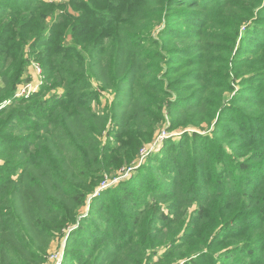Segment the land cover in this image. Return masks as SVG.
Returning <instances> with one entry per match:
<instances>
[{
    "label": "trees",
    "instance_id": "trees-1",
    "mask_svg": "<svg viewBox=\"0 0 264 264\" xmlns=\"http://www.w3.org/2000/svg\"><path fill=\"white\" fill-rule=\"evenodd\" d=\"M260 158L264 0H0V264H264Z\"/></svg>",
    "mask_w": 264,
    "mask_h": 264
},
{
    "label": "rangeland",
    "instance_id": "rangeland-1",
    "mask_svg": "<svg viewBox=\"0 0 264 264\" xmlns=\"http://www.w3.org/2000/svg\"><path fill=\"white\" fill-rule=\"evenodd\" d=\"M47 2H64L66 0H45ZM31 56L34 58L35 55L32 53ZM34 67H38L42 70V75L39 77V79L41 80V85L35 90V92H38L41 88H42V85H43V82L45 80V75L43 73V68L41 67L40 63L33 60L32 62H30V64L28 65V67L26 68L25 72H24V81L22 84H19V87H21V85H25V84H29V83H32L33 82V79H36V75H35V69ZM18 88H17V91H18ZM34 91H32L31 93L27 94L26 96H22V97H25V98H28L30 97L33 93H35ZM47 92V91H46ZM45 92V93H46ZM26 92H24L23 94H25ZM50 93V92H47L46 93V96L47 94ZM16 98H21L19 96H15ZM113 97L111 95H104V96H101V105L100 106H95V103L93 104L94 107L98 110H103L105 108V100H109L111 101ZM170 121H169V117L167 116V121L164 123V125L162 126V128L164 130H166L167 132V137L165 139H161L162 141L159 143H156L154 144V142H150L151 145L152 143L154 144L150 150H147L146 152L144 153H141L142 154V157L140 158L139 160V157H140V150H139V154L137 156L136 159H134L132 161V165L129 164L128 166H123L121 167L115 174L113 175H116L118 174L121 175L123 173V170L128 168V167H135L136 166V169L137 168H141L140 166H142L144 163L146 164L149 160V158L152 156V155H155L157 157L160 156L162 150H163V146H164V142L166 139L168 138H174L176 136L177 133H180V132H171V131H168V129L166 128L168 125H169ZM185 131H192V128L191 129H186V130H183L181 132H185ZM148 143V145L150 144ZM147 145V146H148ZM150 145V146H151ZM150 146H148L147 148H150ZM257 158H259V154L257 155ZM258 160H264V159H258ZM136 169H134L133 171H128L126 172L125 174L117 177L116 179L110 181L111 179H109V181L104 184V187H100L97 189V191L90 197L86 207H84V213L82 215L83 218H87L89 217V214H91V204H92V201H93V198H95L96 196L100 195L103 191H107V190H112V189H115V188H119V185L122 183V182H128L129 180H131L134 175L137 173ZM146 169L147 168H144L142 167V172H143V175H142V178L145 176V172H146ZM165 182V181H163ZM135 183V181L133 182ZM209 194V193H207ZM108 209L112 210L114 208V202H111L110 200L108 201ZM81 217V218H82ZM103 218L106 220V222L104 224H107V223H113V220H114V215H111V216H106V215H103ZM116 219V218H115ZM79 224L76 225L75 227H73L71 230L67 231L65 233V235L59 239H54L52 242H51V247L48 251V255L51 254V263L52 264H66L67 263V257H66V254H67V246H68V240H69V236L72 232V230L79 228ZM95 238H97V240H102V237H101V234L99 235L98 237V232L96 231L95 232ZM94 239V238H93ZM95 240V241H97ZM86 250H89V249H86ZM70 260H68V263H69ZM47 264V262H46Z\"/></svg>",
    "mask_w": 264,
    "mask_h": 264
},
{
    "label": "built area",
    "instance_id": "built-area-1",
    "mask_svg": "<svg viewBox=\"0 0 264 264\" xmlns=\"http://www.w3.org/2000/svg\"><path fill=\"white\" fill-rule=\"evenodd\" d=\"M35 69V75H36V79H33V82L32 83H29V84H25V85H21L20 88H18V91L16 92V96H19V97H22V96H26L27 94L31 93L32 91L35 92V90L41 85V80L39 79V77L42 75V70L38 67H34ZM24 92H26L25 94H23ZM167 131L166 130H163L161 132V134L156 138V141H154V144L156 143H160L162 140L161 139H165L167 137ZM165 137V138H164ZM152 143V145L150 146V148H147V147H144L142 150H141V153H144L146 152L147 150H150L151 147L154 145ZM141 157H142V154H141ZM106 184V183H104ZM104 184H102V187H104ZM51 254H49L47 256V264H52L51 263Z\"/></svg>",
    "mask_w": 264,
    "mask_h": 264
}]
</instances>
